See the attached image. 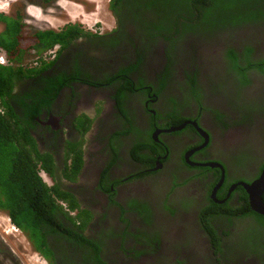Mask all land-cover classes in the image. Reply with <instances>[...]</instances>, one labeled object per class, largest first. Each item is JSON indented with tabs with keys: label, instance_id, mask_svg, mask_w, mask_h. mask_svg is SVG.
Returning a JSON list of instances; mask_svg holds the SVG:
<instances>
[{
	"label": "flooded vegetation",
	"instance_id": "flooded-vegetation-1",
	"mask_svg": "<svg viewBox=\"0 0 264 264\" xmlns=\"http://www.w3.org/2000/svg\"><path fill=\"white\" fill-rule=\"evenodd\" d=\"M113 17L111 30H92L60 55L43 56L53 62L44 75L80 72L41 110L33 133L55 163L50 186L69 195L58 201V218L72 233L49 236L52 255L44 260L264 264V226L252 215L219 214L232 205L239 212L245 195L249 204L241 184L264 169V74L249 70L250 83L236 91L222 52L254 36L256 57L264 31L191 37L182 53L166 56L163 46L126 42L134 30ZM31 55L22 65L34 69L39 56Z\"/></svg>",
	"mask_w": 264,
	"mask_h": 264
},
{
	"label": "trees",
	"instance_id": "trees-1",
	"mask_svg": "<svg viewBox=\"0 0 264 264\" xmlns=\"http://www.w3.org/2000/svg\"><path fill=\"white\" fill-rule=\"evenodd\" d=\"M41 1L47 5L53 0ZM109 11L120 25L126 24L134 30V36L126 38L125 29H120L126 42L134 39L139 46H163L166 56L182 53L186 39L191 37L203 40L231 30L240 34L245 30L250 34L264 31V0H111ZM0 23H3L0 52H6L7 58V64L0 65V211L24 233L33 250L48 259L52 255L48 237L59 235L60 230L72 233L63 230L58 218L62 210L58 201L69 195L58 184L48 186L42 180L41 171L53 175L56 167L50 155L39 151L33 133L41 110L48 108L58 91L76 80L80 72L76 68L78 73L44 75L53 62L47 63L43 56L56 45L59 46L57 56L60 55L85 39L87 32L79 24H67L59 31L24 32L20 14L12 17L0 14ZM253 37L240 36L239 49L222 52L226 73L232 77L236 91L250 83L249 70L264 74V51L253 57ZM28 51H35L39 56L36 69L22 65ZM26 78L34 81L33 87L23 86ZM195 82V78L189 80L192 94L197 98ZM241 108L249 112L250 106L245 103ZM246 199L245 195V204L239 212L232 205L219 214L229 219L252 215L264 226V218L250 209ZM204 227L213 232L208 220ZM72 237L77 238L73 234ZM87 257L93 258V255Z\"/></svg>",
	"mask_w": 264,
	"mask_h": 264
},
{
	"label": "rangeland",
	"instance_id": "rangeland-1",
	"mask_svg": "<svg viewBox=\"0 0 264 264\" xmlns=\"http://www.w3.org/2000/svg\"><path fill=\"white\" fill-rule=\"evenodd\" d=\"M108 1L60 0L49 8L46 6L43 11L32 7L31 11L34 13L31 12V14L35 17L26 21L30 24L31 29L34 26L59 28L63 22H72L80 24L83 30L86 31H88V26L96 24L97 28L107 32L115 25L114 17L108 9ZM29 2L38 4L40 0H8L7 5L0 2V5H2L1 11L4 14L14 15L15 12L25 10ZM1 28L2 26H0ZM29 52L26 53V56ZM31 54L32 51L27 56L26 63L28 62V65L32 63V58H35ZM256 74L260 76L259 73ZM6 226L10 227L6 228ZM0 264H47L44 258L33 250L24 233L13 226L7 214L3 211H0Z\"/></svg>",
	"mask_w": 264,
	"mask_h": 264
},
{
	"label": "clouds",
	"instance_id": "clouds-1",
	"mask_svg": "<svg viewBox=\"0 0 264 264\" xmlns=\"http://www.w3.org/2000/svg\"><path fill=\"white\" fill-rule=\"evenodd\" d=\"M7 1L8 0H0V2H4L5 3V5H7L8 3H7ZM60 0H53V1H51V2H49V3H47V5H44L43 4V2L40 0V2L38 3V4H35V3H33V2H29L28 4H27V6L25 7V10H22V12H15L14 13V15H9V14H4V12L3 11H1V8H2V5H0V14H2V15H4V16H15L16 14H20V15H22V17H23V21H24V24H25V27H24V32H27V31H32V32H35V31H39V30H41V29H38L36 26H34L33 27V29H31L30 28V24H28V21H26V20H29V19H32V17H35V16H33L32 14H31V12H33V11H31V8L32 7H35V8H37V9H41L42 11L43 10H45L46 8V6H47V8H49V7H51V5H53V4H55V3H58ZM110 1L111 0H109L108 2L110 3ZM16 2V1H15ZM109 3H108V9H109ZM37 6V7H36ZM34 13V12H33ZM112 14V13H111ZM112 16H113V14H112ZM67 24H75V23H72V22H66V23H64L63 22V24L59 27V28H51V27H48V30L49 29H51V30H54V31H59V30H61L65 25H67ZM77 24V23H76ZM80 25V24H79ZM0 26H2V28L0 29V32L3 30V23H0ZM92 30H101L100 28H97L96 27V24H93L92 26H88V31H86V32H91ZM59 49V46L58 45H56L55 46V48L52 50V51H50L49 53H46V54H51V53H53V52H56L57 50ZM29 52V51H28ZM27 53V52H26ZM30 55V52H29V54L27 55V56H29ZM39 58V57H38ZM33 63H35V65L38 67L39 66V63H38V61H37V59L33 62ZM7 64V58H6V52H0V65L1 66H4V65H6ZM37 67H35L34 69H36ZM40 175H41V178H42V180L48 185V186H50V181H49V179H48V177H47V174L44 172V171H41L40 172ZM245 191V190H244ZM10 220V219H9ZM11 222V221H10ZM14 226V225H13ZM15 227V226H14ZM16 228V227H15ZM17 230H19L18 228H17ZM21 231V230H20ZM22 232V231H21ZM38 253V252H37ZM39 254V253H38Z\"/></svg>",
	"mask_w": 264,
	"mask_h": 264
},
{
	"label": "water",
	"instance_id": "water-1",
	"mask_svg": "<svg viewBox=\"0 0 264 264\" xmlns=\"http://www.w3.org/2000/svg\"><path fill=\"white\" fill-rule=\"evenodd\" d=\"M178 130V129H177ZM210 167H220V165H206ZM241 186L248 196L250 209L259 215L264 216V203L262 201V194L264 192V169L259 178L251 184L242 183Z\"/></svg>",
	"mask_w": 264,
	"mask_h": 264
},
{
	"label": "bare ground",
	"instance_id": "bare-ground-1",
	"mask_svg": "<svg viewBox=\"0 0 264 264\" xmlns=\"http://www.w3.org/2000/svg\"><path fill=\"white\" fill-rule=\"evenodd\" d=\"M5 223H6V222H5ZM5 223H4V225H6ZM7 227H10V226H6V228H7Z\"/></svg>",
	"mask_w": 264,
	"mask_h": 264
}]
</instances>
